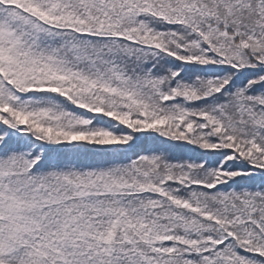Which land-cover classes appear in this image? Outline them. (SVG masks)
<instances>
[{
    "label": "snow or ice",
    "instance_id": "1",
    "mask_svg": "<svg viewBox=\"0 0 264 264\" xmlns=\"http://www.w3.org/2000/svg\"><path fill=\"white\" fill-rule=\"evenodd\" d=\"M0 264H264V0H0Z\"/></svg>",
    "mask_w": 264,
    "mask_h": 264
}]
</instances>
